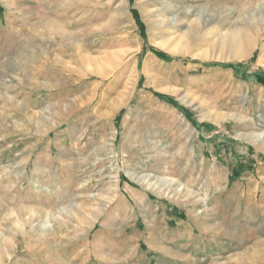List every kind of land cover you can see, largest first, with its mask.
Here are the masks:
<instances>
[{
	"label": "rangeland",
	"instance_id": "obj_1",
	"mask_svg": "<svg viewBox=\"0 0 264 264\" xmlns=\"http://www.w3.org/2000/svg\"><path fill=\"white\" fill-rule=\"evenodd\" d=\"M0 264H264V0H0Z\"/></svg>",
	"mask_w": 264,
	"mask_h": 264
},
{
	"label": "bare ground",
	"instance_id": "obj_2",
	"mask_svg": "<svg viewBox=\"0 0 264 264\" xmlns=\"http://www.w3.org/2000/svg\"><path fill=\"white\" fill-rule=\"evenodd\" d=\"M262 25V23H261ZM242 32H239V31H235L233 33H231V36H230V40L229 42L227 43V46L230 47L231 49L232 48H236V44L238 43V41L241 39V37H243L244 35L241 34ZM243 38H246V41H247V45L249 47H251L252 45V38L250 37H246L244 36ZM238 55V54H237ZM18 220V219H17Z\"/></svg>",
	"mask_w": 264,
	"mask_h": 264
},
{
	"label": "trees",
	"instance_id": "obj_3",
	"mask_svg": "<svg viewBox=\"0 0 264 264\" xmlns=\"http://www.w3.org/2000/svg\"><path fill=\"white\" fill-rule=\"evenodd\" d=\"M158 54H159L160 56H165L164 53H161V52H159Z\"/></svg>",
	"mask_w": 264,
	"mask_h": 264
}]
</instances>
